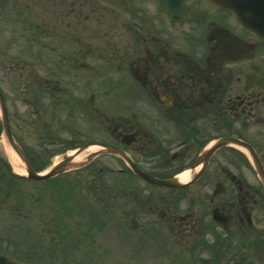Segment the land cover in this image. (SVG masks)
<instances>
[{"label": "flooded vegetation", "instance_id": "flooded-vegetation-1", "mask_svg": "<svg viewBox=\"0 0 264 264\" xmlns=\"http://www.w3.org/2000/svg\"><path fill=\"white\" fill-rule=\"evenodd\" d=\"M20 5L11 11L21 34L28 21ZM36 23L40 35L61 34L52 46L74 54L69 73L76 76L70 91L47 79L34 105L24 100L35 107L36 127L53 138L30 151L13 133L30 164L44 167L82 145L117 149L119 155L102 152L85 167L110 156L116 167L92 172L116 171L166 196L160 209L157 195L140 199L136 187L122 182L119 201L133 231L152 226H140L138 218L156 212L155 222L178 246L168 264H251L252 256L240 254L239 240L247 237L264 254V33L212 0H42ZM77 72L85 74L81 84ZM46 91L60 95L57 110L71 104L68 136L61 139L54 136L64 131L61 115L41 111ZM128 160L159 179L187 174L181 186H158L135 174ZM192 187L190 208L180 209ZM199 196L206 208L192 201ZM253 233L262 239L254 243ZM231 235L238 241H229Z\"/></svg>", "mask_w": 264, "mask_h": 264}, {"label": "rangeland", "instance_id": "rangeland-1", "mask_svg": "<svg viewBox=\"0 0 264 264\" xmlns=\"http://www.w3.org/2000/svg\"><path fill=\"white\" fill-rule=\"evenodd\" d=\"M20 4L27 9L24 18L28 21L21 34V25L14 21L16 14L11 11L12 8L21 6ZM41 6L42 0H0V89L5 98L13 133L28 150L39 152L43 145L51 144L50 141L53 140L52 137L47 139L50 137L48 130L43 131L36 127V117L30 114L35 111L33 105L39 99V86L49 79L50 87L52 84H59L63 87L62 91H70L76 76L69 73L70 64L75 62L74 54L64 50L61 52L58 48L55 50L52 46L55 37H60L61 34L48 30L44 36L40 35L41 26L35 24V20ZM5 7L9 12L4 10ZM65 36L68 37L67 34ZM48 37L52 38L50 42ZM37 40L42 43L38 45ZM61 70L66 72H60ZM77 76L82 79L77 78V84L86 80L84 72H77ZM42 88L45 89L44 86ZM49 92L46 91V94H50L49 98H40L43 109L39 110L54 115L56 109V115H61V123L65 124L62 128L64 131L54 135L61 139L68 136L66 133L69 115L73 111L70 103L68 107L62 108L63 110H57V105L60 104L57 98L60 95ZM24 100L32 103V107L28 108ZM70 118L76 128L84 131L85 126L79 124L77 118ZM70 126L72 129V124ZM7 146L10 147L0 131L1 254L19 261H32L30 264L169 263L171 247H174V252L178 246L171 244L170 234L164 231L163 224L155 222L156 212L140 215L141 219L138 218L140 226H147L148 221H153L154 223L150 224L152 226L146 227L144 232L133 231L130 228L129 211H125L126 208L119 201L123 190L120 187L123 184L136 187L140 199H144L148 194L157 195L158 206L161 204L160 198L163 197L160 191L156 192L140 181L124 180L116 171L98 174L92 172L103 164L116 167L117 161L114 158L103 155L98 156L90 164L91 167L89 165L74 169L44 182H30L26 178L20 180L12 173H24L14 168ZM63 155L57 153L50 163ZM93 166L96 168H92ZM193 189L195 187L190 190L191 195H182L184 202H188H181L178 205L180 209L190 208L191 199L188 196L196 195ZM192 201L196 202L197 209H202L203 206L206 208V203L200 196ZM159 208H163L162 204ZM252 235L254 243L262 239L261 234ZM227 238L232 242L238 241L233 235ZM225 240L223 238L221 241L225 243ZM239 241L244 244L240 254L245 253L248 259L252 256L251 264H264V254L258 245L250 246L249 237Z\"/></svg>", "mask_w": 264, "mask_h": 264}, {"label": "water", "instance_id": "water-1", "mask_svg": "<svg viewBox=\"0 0 264 264\" xmlns=\"http://www.w3.org/2000/svg\"><path fill=\"white\" fill-rule=\"evenodd\" d=\"M213 1L218 2L221 5L230 7L235 12L238 20L241 22L243 26L255 29L256 32L264 33V0H213ZM0 110L2 114V125H3L4 135L8 143L12 146L16 154L20 157V159L24 163L25 170L27 172V178L36 180V181L45 180L57 174H60L64 171H67L73 167L85 164L83 162L81 163L73 162L74 155H68L64 160L60 161L59 163L51 167L46 173L41 174L39 172L34 171L32 167L29 165L23 152L13 141V138L10 132L7 112H6V108L4 105V100L1 94H0ZM84 148L85 146L79 147L76 150V153L81 151ZM103 149L105 150L106 148H103ZM108 150L111 152L118 153L116 149L109 148ZM99 152H102V150ZM90 157L91 156L88 157V160L90 159ZM132 166H133V170L137 174H139L140 176H142L143 178H145L151 183H154L157 185H165V186L181 185L175 178L170 179V180L156 179V178L145 175L143 172H141V170L136 168L133 164ZM0 264H20V263L13 262L9 260L7 257L0 255Z\"/></svg>", "mask_w": 264, "mask_h": 264}, {"label": "bare ground", "instance_id": "bare-ground-1", "mask_svg": "<svg viewBox=\"0 0 264 264\" xmlns=\"http://www.w3.org/2000/svg\"><path fill=\"white\" fill-rule=\"evenodd\" d=\"M89 150V149H88ZM87 150L79 153L76 157L75 160H79L81 159V157H83V155H85ZM7 152L9 157H11L12 163L14 164V168L21 171L22 173H25L24 167L21 165V162L19 160V158L17 157V155L14 153V151L7 146ZM184 178L186 177V174H184L183 176Z\"/></svg>", "mask_w": 264, "mask_h": 264}, {"label": "trees", "instance_id": "trees-1", "mask_svg": "<svg viewBox=\"0 0 264 264\" xmlns=\"http://www.w3.org/2000/svg\"><path fill=\"white\" fill-rule=\"evenodd\" d=\"M36 169H38V168H36ZM10 182V181H9Z\"/></svg>", "mask_w": 264, "mask_h": 264}]
</instances>
